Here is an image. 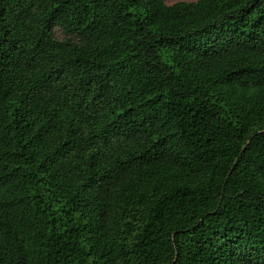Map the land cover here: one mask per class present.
Segmentation results:
<instances>
[{
    "label": "trees",
    "instance_id": "trees-1",
    "mask_svg": "<svg viewBox=\"0 0 264 264\" xmlns=\"http://www.w3.org/2000/svg\"><path fill=\"white\" fill-rule=\"evenodd\" d=\"M0 264H264V0H0Z\"/></svg>",
    "mask_w": 264,
    "mask_h": 264
},
{
    "label": "rangeland",
    "instance_id": "rangeland-1",
    "mask_svg": "<svg viewBox=\"0 0 264 264\" xmlns=\"http://www.w3.org/2000/svg\"><path fill=\"white\" fill-rule=\"evenodd\" d=\"M168 4H172L175 3L177 1H181V0H166ZM55 34L58 38H63L65 37L64 32L62 31V29L60 27H56L55 28Z\"/></svg>",
    "mask_w": 264,
    "mask_h": 264
}]
</instances>
